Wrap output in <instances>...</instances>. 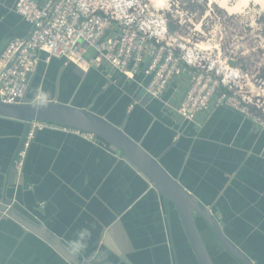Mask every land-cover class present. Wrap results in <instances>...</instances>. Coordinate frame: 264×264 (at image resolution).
I'll use <instances>...</instances> for the list:
<instances>
[{"label":"crops","instance_id":"crops-1","mask_svg":"<svg viewBox=\"0 0 264 264\" xmlns=\"http://www.w3.org/2000/svg\"><path fill=\"white\" fill-rule=\"evenodd\" d=\"M15 2L0 0V53L32 30ZM145 81L143 69L131 79L107 63L85 71L54 57L41 61L24 101L42 90L47 101L91 108L121 125L211 208L225 235L254 264H264V129L213 103L200 114L201 127L185 121L173 106L182 101L187 78L174 79L163 100L145 93ZM28 126L27 120L0 115V202H13L23 217L45 225L67 247L88 229L86 248L75 256L82 264H200L172 203L98 136L93 142L62 129L38 131L18 177L14 160ZM202 224L199 219L208 236ZM209 249L214 264H243L216 244ZM0 264L73 263L0 212Z\"/></svg>","mask_w":264,"mask_h":264},{"label":"built area","instance_id":"built-area-1","mask_svg":"<svg viewBox=\"0 0 264 264\" xmlns=\"http://www.w3.org/2000/svg\"><path fill=\"white\" fill-rule=\"evenodd\" d=\"M15 11L32 30L27 38L10 40L0 53V100L6 104L22 103L41 61L58 57L85 71L107 63L131 79L143 69L145 93L159 100L174 79L186 77L183 99L173 106L185 121L201 127L199 116L213 103L243 113L264 129V116L220 82L201 54V46L176 42L164 8H152L147 0H16ZM28 123L14 160L18 177L23 175L28 151L40 130L62 129L97 141L96 134L73 127L41 119Z\"/></svg>","mask_w":264,"mask_h":264},{"label":"water","instance_id":"water-1","mask_svg":"<svg viewBox=\"0 0 264 264\" xmlns=\"http://www.w3.org/2000/svg\"><path fill=\"white\" fill-rule=\"evenodd\" d=\"M0 115L27 121L41 119L96 134L109 142L113 148L119 150L150 180L165 200L172 203L171 205L181 220L188 243L200 264H214L209 249L211 244L218 245L243 264H254L251 258L225 235L211 208L174 178L161 162L138 141L130 137L121 125L112 123L91 108H78L57 101H47L46 107L37 109L32 101L23 100L19 104H6L0 100ZM11 204L10 200L0 202L1 217L14 218L47 240L73 264H82L80 260L70 254L68 247L59 236L45 225L26 219L12 206L8 207ZM199 219L208 236H205L201 231L198 225Z\"/></svg>","mask_w":264,"mask_h":264},{"label":"rangeland","instance_id":"rangeland-1","mask_svg":"<svg viewBox=\"0 0 264 264\" xmlns=\"http://www.w3.org/2000/svg\"><path fill=\"white\" fill-rule=\"evenodd\" d=\"M164 8L177 43L206 48L201 53L220 82L264 116V8L255 3L228 12L210 0H167ZM237 5L238 0H232ZM93 54V49L88 55ZM232 69V71H231ZM231 71V72H230Z\"/></svg>","mask_w":264,"mask_h":264},{"label":"clouds","instance_id":"clouds-1","mask_svg":"<svg viewBox=\"0 0 264 264\" xmlns=\"http://www.w3.org/2000/svg\"><path fill=\"white\" fill-rule=\"evenodd\" d=\"M48 100V94L42 90H38L36 95L33 98V105L37 109L41 107H46ZM89 235L88 229H82L78 233V237L76 239L69 240L67 242L68 249L71 255L76 256L86 248L85 240Z\"/></svg>","mask_w":264,"mask_h":264},{"label":"bare ground","instance_id":"bare-ground-1","mask_svg":"<svg viewBox=\"0 0 264 264\" xmlns=\"http://www.w3.org/2000/svg\"><path fill=\"white\" fill-rule=\"evenodd\" d=\"M156 4V6H163L165 5L167 0H153ZM211 2H216L220 7L226 9L228 12L232 13L237 11L239 8H242V6H248L251 3H255L257 5L262 6L264 8V0H238V4H232V0H210ZM202 48H206V44L202 43Z\"/></svg>","mask_w":264,"mask_h":264},{"label":"trees","instance_id":"trees-1","mask_svg":"<svg viewBox=\"0 0 264 264\" xmlns=\"http://www.w3.org/2000/svg\"><path fill=\"white\" fill-rule=\"evenodd\" d=\"M169 29H170L171 32H173V33L175 32V31H173L174 25L173 24H170V22H169Z\"/></svg>","mask_w":264,"mask_h":264}]
</instances>
